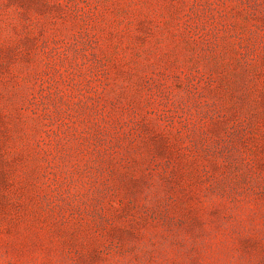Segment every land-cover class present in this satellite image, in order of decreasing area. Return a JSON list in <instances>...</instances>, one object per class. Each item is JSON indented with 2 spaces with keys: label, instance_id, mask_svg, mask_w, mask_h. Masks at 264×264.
<instances>
[{
  "label": "rangeland",
  "instance_id": "1",
  "mask_svg": "<svg viewBox=\"0 0 264 264\" xmlns=\"http://www.w3.org/2000/svg\"><path fill=\"white\" fill-rule=\"evenodd\" d=\"M0 264H264V0H0Z\"/></svg>",
  "mask_w": 264,
  "mask_h": 264
}]
</instances>
